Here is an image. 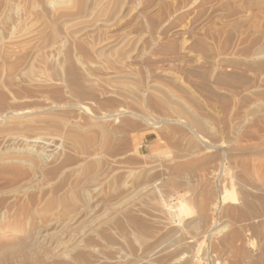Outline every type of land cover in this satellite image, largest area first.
I'll list each match as a JSON object with an SVG mask.
<instances>
[{
  "label": "rangeland",
  "instance_id": "1",
  "mask_svg": "<svg viewBox=\"0 0 264 264\" xmlns=\"http://www.w3.org/2000/svg\"><path fill=\"white\" fill-rule=\"evenodd\" d=\"M128 2L96 40L43 50L23 71L0 61V264H111L139 256L170 228L177 233L166 254L175 264H264V1ZM8 3L0 39L51 6ZM123 32L140 37L136 49L98 51ZM27 109L53 116L6 126L9 112ZM99 125L108 131L102 146ZM96 157L82 216L105 211L107 222L72 251L46 254L49 239L33 248L45 216L62 208L48 206L49 196ZM137 185L146 192L128 199Z\"/></svg>",
  "mask_w": 264,
  "mask_h": 264
},
{
  "label": "bare ground",
  "instance_id": "2",
  "mask_svg": "<svg viewBox=\"0 0 264 264\" xmlns=\"http://www.w3.org/2000/svg\"><path fill=\"white\" fill-rule=\"evenodd\" d=\"M128 1L129 0H41L42 3L51 5L49 7L50 9H47L46 11L47 13L46 14L47 16H45L46 19L45 17L38 18L39 15L36 16L34 14L35 12H29L27 16H25L26 18L24 17L25 20L23 21L24 23H22L24 24V26L20 30L11 32L7 36V38L0 39V61L8 63L13 60L12 62L14 61L15 62L11 64L12 66H15V72L17 70L21 71V68L25 64L27 65V63H29V65H31L30 62L33 61V59L35 60V57L38 56L43 50H47L48 48H55L54 50L60 52L63 49H65V48L62 49V47L64 45L66 47V44L71 39L77 40V38L86 39L85 37H92L94 40H96L95 37L101 36L102 29L104 27H108L109 25H111L110 20L113 18V16L116 13L120 14L119 12L122 10V8L125 5H127ZM7 3H8V0H0V16L2 12L5 10L4 8L7 7ZM262 25L264 26V19H263ZM139 39L140 37L137 38L134 36H130L124 32L119 33L111 39L104 40V42L99 46L98 51L115 50L118 52V54L125 55L132 49L137 48V45L139 44L138 42ZM80 44H82V42ZM78 48H81V47L79 46ZM258 49H257L258 53L260 52L264 53V44ZM72 51H73V48H72ZM69 62L68 63L66 62V64L64 63L65 64L64 67L67 70L70 78L76 79L78 72L76 73L73 65ZM23 70L24 69L22 68V71ZM159 88L160 87L157 88V86H154V89H156L157 91H160L162 94H164L163 96L167 97V99H169L170 101L176 102V103L179 102L177 98H174L173 96L168 95V93L164 89L162 90L161 88L160 89ZM177 106H180V104ZM181 107H183L182 104H181ZM80 108L86 111V113L88 112L87 111L88 108L85 107L84 105H82ZM43 110H46V108H43ZM45 115L46 114L34 115L33 111L28 110V109L22 112L11 111L9 112L10 119L9 120L6 119L7 120L6 126L7 127H16V126L18 127V126H22L24 121H28V120L30 121L32 119H39V117L40 118L43 117L47 119L48 117L51 118L53 116V115H50L51 116L50 117L49 114H47L48 117H46ZM190 119L191 121L195 123V125H198L199 127H204L205 125L203 120H201L200 118L194 117V115L190 116ZM5 123L6 121L0 118V125L5 124ZM98 128H99V134H100V137H99L100 145L102 146L106 140L108 131H107V128L103 125H99ZM27 157L24 158V161L27 160L28 162L32 163L33 158H31L30 156L29 158ZM101 162L102 160L100 157L94 158L89 164H87L85 168L88 170L87 173H85L82 177H72L71 178L70 176L69 178L71 179L62 188V191H60L61 193L59 194L56 193V195L52 194L53 196H51V198L49 196L50 200H48V203H47L48 206L49 204L51 205V204L58 203L62 205V208L60 212L58 211L59 213L57 214L49 213L47 216H45L46 219L44 223L41 225L40 230L37 232L38 236L33 242V245H34L33 248L43 247L44 246L43 244H45L44 241L49 239L48 241L49 244H50V241H53L55 245H53L51 248H48V247L46 248V246H44L46 248V249L44 248L46 251L45 252L46 254L50 253L49 255L55 254L57 256V254H60L61 252L63 253V251L61 250L72 251L71 249L80 247L79 246L80 238L83 235H87L91 233L93 234V232L96 231L98 226L104 225L105 224L104 222L106 221V219L107 220L109 219L107 217L108 214L105 211L98 215L85 217L86 216L85 214L87 213V212L85 213V211L89 210L87 208L89 207V203H90L89 202L90 198L88 196L87 183H89L88 181L91 180L93 176H95V173L100 169ZM126 192H127L128 199L135 200L136 198L144 195V193L146 192V186L137 185L135 187H130L127 189ZM235 198H236L235 196H231L230 199L234 201ZM117 203H118L117 201H113L112 203H106L107 205L105 204L104 208H106L107 206L108 208L114 209ZM46 208L47 207H44V211ZM76 208H77V211H76ZM70 212L72 213L70 214ZM82 215H85V216L83 217ZM192 223H194L193 220H189L187 222L188 225H191ZM52 226H54L53 230L49 231V228ZM165 232H164L165 234H163L162 237H160V239L157 240L155 243L151 244L150 246L147 245L148 247L145 248L144 250L142 248L143 250L141 253L142 255L139 253L141 256L140 255L134 256V257L131 256L128 259H120V260L117 259L111 264H175L173 261H171V256L168 255L171 252L170 253L168 252L170 248L172 247V244L174 243L173 242L171 244V241H173V238H175V234L177 232L173 228H170L168 231H165ZM175 240L176 239H174V241ZM188 245H185L186 248H188L187 247ZM185 246L182 249H184ZM186 248H185V251L187 250ZM176 250L175 252H177L178 254V251ZM160 252L165 255H168V257L170 256V258L168 257L165 259H153L152 258L154 255L157 257L156 254L158 253L160 254ZM173 255H176V254H173Z\"/></svg>",
  "mask_w": 264,
  "mask_h": 264
}]
</instances>
